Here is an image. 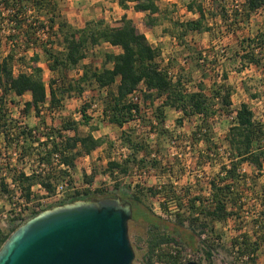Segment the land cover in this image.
I'll use <instances>...</instances> for the list:
<instances>
[{"label": "trees", "instance_id": "1", "mask_svg": "<svg viewBox=\"0 0 264 264\" xmlns=\"http://www.w3.org/2000/svg\"><path fill=\"white\" fill-rule=\"evenodd\" d=\"M131 1L134 3L135 12L146 13L143 24L147 28L155 27L160 22L159 16L164 15V11L161 12L157 5L158 0ZM204 1L189 0L185 5L186 10L197 14L198 18L187 22L172 21L171 28L164 33L172 37L175 35L174 40L182 45L183 38L189 32L211 31L207 24V15L220 17L224 22L231 17L233 20L228 27L232 28L238 27L241 22L248 24L253 17L261 16L264 12V0H243L231 11L224 5L225 0H219L220 3L215 0L216 8L206 11L203 7ZM57 2L0 0V20L3 21L7 17L6 20L14 25V32L17 34L9 36L11 42L19 37L27 46L37 44L38 30H44L46 27L52 30L57 25L63 49L53 52L43 47L48 68L53 72L76 68L86 59L87 51L91 47L107 44L120 49L119 53L104 54V68L100 71H92L83 66L76 84H69L67 87V92L76 90L82 95L85 92L83 84L94 82L97 89H108L106 99L109 104L104 108L103 114L110 124L122 128L130 121H141L142 134L120 133L121 145L128 148L130 153L120 162H109L104 173L114 180H119L120 177H128L135 167L142 176L148 172V168L154 169L158 166L156 153L151 151L148 139L152 134L162 136L167 133L168 137L170 133L160 129L164 121L161 109H155L152 122L142 116L139 104L128 102V97L134 91H141V86L145 87V92L141 91L145 107L151 108L155 99H163V107H169L181 114V118L176 120V129L183 127L184 120H196L194 130L186 143L191 146L205 145L208 151L207 161L219 167V171L210 181L211 195L206 204L199 196L191 197L189 189L182 188V194L178 195L173 186L168 188L165 185L160 189L157 186L146 188V193L140 185L136 186L134 193L129 194L105 195L100 192L103 194L100 198L117 197L122 202H129L133 211L132 220L140 219L149 227L148 250L142 264H153L155 257L159 261L166 260V264H189L181 262L180 255L171 256L161 248L168 244H184L196 253L199 242L203 247L201 249L205 259L210 262L218 247L222 246V235L216 225L229 226L230 222L231 229L236 233L230 242V255L242 264H257L259 254L264 252V185L261 184V178L264 176V120L256 119L254 111L246 103H242L235 111V118L228 132L222 138L223 144H218L214 140V129L222 117L233 112L231 106L234 91L224 83L227 80L226 72H222L223 83H214L213 88L209 90L210 95L206 93L203 83L194 85V89L190 90L191 81L185 77L183 66H174L176 60L172 56L167 57L166 61H158L162 58L161 50L148 44L146 37L126 14L121 16L119 26H109L100 20L89 22L83 28L75 30L63 21L56 22ZM117 3L124 11L129 9L126 0H117ZM2 12L7 16L3 17ZM237 46L231 57L240 63V73L249 66L264 70V32L260 31L253 37H243ZM14 59L15 56L11 53L0 63V130L7 136V128L12 126V120H6L3 99L8 93L11 92L17 97L30 95V100L24 104L21 111L23 116L34 111L38 117L41 107L46 103L50 109L55 108L58 103L55 89L52 85L47 86L43 80V69L39 66L40 56L33 53L27 61L25 57H21L20 62L26 71L18 74L13 70ZM184 61L187 62V58H184ZM201 61L204 60L200 58L199 62ZM169 73H174V79ZM115 84L116 90L111 91ZM245 91L252 100L261 98L258 88L249 89L246 85ZM86 112L87 107H83L80 122H63L60 130L46 128L47 131L43 134L46 140L41 142L38 147L40 150L36 152L40 162L37 169H32L30 174L25 172L24 168L8 170L13 175L11 182L20 194L23 210L39 199L34 191L38 185V191L46 192L47 197L52 196L62 180L69 178L72 182V172L78 157L106 145L104 138L93 136L97 127L90 125V117L86 116ZM78 125L87 127V135L80 136L76 133ZM61 130L75 134L65 137ZM35 133L23 130L20 134L28 139ZM172 136L171 134L169 139H172ZM27 151L30 154L26 155L32 156L31 152L35 150L29 151L25 146L23 154L28 153ZM141 153L143 157L138 158ZM55 155H58V162L54 164L52 159ZM61 165L67 169H62ZM115 169L117 175L113 174ZM1 170L0 166V172ZM120 182L117 181L118 184ZM115 187L118 189L117 184ZM1 188L8 191L3 179ZM147 194L163 197L164 210H168L172 204L177 207L178 212L171 215L173 222L164 220L143 206L141 196ZM196 201L200 203L198 206L195 205ZM36 215L38 214H33L31 218ZM31 218H24L25 221L21 225H15L14 219L10 218L12 227L9 233L3 235L0 232V248L18 227ZM206 231L210 234L207 235Z\"/></svg>", "mask_w": 264, "mask_h": 264}, {"label": "rangeland", "instance_id": "2", "mask_svg": "<svg viewBox=\"0 0 264 264\" xmlns=\"http://www.w3.org/2000/svg\"><path fill=\"white\" fill-rule=\"evenodd\" d=\"M57 1L58 7L56 10V22L63 21L75 30L83 28L89 22H96L100 20L106 22L109 26H119L121 10L120 8L112 6L111 0ZM217 1L219 2V0ZM241 1L242 0H225L224 5L228 8V11H231L234 6H236V4H240ZM187 2L188 0H158V6L162 12L164 11V15L159 16L160 22L154 29L151 30L150 28H146L143 24L141 25L144 17L142 18L135 15V12L133 11L130 12L131 14L129 17L131 20L135 21V24L137 23L140 28V32L143 35H147L146 40L148 44H151L152 46H155V44H157V46H161L163 55L161 59H158V61H166L167 57L172 56L176 60L175 63H173L174 66H183L182 70H184L183 73L185 74V77L189 78L191 81L189 84L190 90L194 89V85L203 83L206 93L210 95L209 90L213 88L214 83H223L221 78L222 72H226L227 80L224 83L231 87L234 91L232 96L233 112L232 116L229 115L228 117H234V112L239 104L246 103L254 111L256 119L264 120V70L258 69L254 66H249L242 69L243 71L240 73V63L231 57L238 47V42L243 37H253L260 31L264 32V12L261 16L253 17L248 24L241 22L238 27L232 28L228 27V24H230L231 20H233L231 17H229L227 22H224L220 17L213 18L210 17V15H207V24L211 28V31L194 33L189 32L183 38V44L181 45L178 41L173 39L175 35L173 37L169 34H167V36H162V28L163 26H170L172 21L182 19V21L187 22L197 18V16L192 14L188 15L184 11V7ZM204 6L207 11L209 7L216 8L217 5L216 2L211 3L210 0H206L204 1ZM213 8H209V10H213ZM1 14H3V17L7 16L4 12ZM43 17L42 20L45 21ZM6 18L3 21L0 20V63L7 55L13 53L15 56L13 61V70L15 74H18L26 71L23 63L20 62V58L25 57V61H27L33 53H37L40 56L39 66L43 69V80L47 86L52 85L53 89H55L58 103H56V107L52 109L48 108V104L47 106H42L41 113L38 117L34 111H31L28 115L23 116L21 111L24 109V104L30 100L29 95L26 94L23 97H17L10 92L3 99V112L6 120H12V126L7 128L8 136L0 130V166L2 169L0 172V232L3 235L8 234L10 228L12 227V225H10L11 222H9L10 218L15 215L19 208L22 209V203L16 199L20 194L16 192L15 187L12 185L11 181L13 175L12 173H9L8 170L15 168H18L19 170L24 168L25 172L30 174L32 169H37L40 162L36 152L40 150L38 147L42 144L41 142H44L41 140H46L43 135L44 132L47 131L46 128L60 130L63 122H80L82 108L87 107L86 116L90 117V125L96 126L99 130V132L95 133V136L106 140V145L102 148L103 150H95L92 158L87 162H83L82 159L78 157V161H76L77 169L72 173L76 183H82L83 179H85L83 172L84 163L92 169L93 175L94 171L96 172V176L102 175L101 173L103 172V169L106 168L105 160L118 157L116 148L118 145H121L120 130L116 126L111 125L103 114L104 108H106L109 104V100L106 99L108 89L101 93L100 90L97 89L96 84L90 81L83 84L85 92L82 95H79L76 90H70L67 92L68 85L72 84L73 86V84H76L75 82L79 80L83 71V66L89 67L92 71L102 70L104 68V54L109 52L115 53L114 48H110L107 44H102L93 48L91 47L87 51L85 63L82 62L74 69L56 70L53 72L48 68V61L43 52V47H46L53 52H60L63 49L60 40L61 37L58 36L57 25H55L52 30L48 27L44 30H38L36 35L38 39L37 44H30L27 46L19 37L13 42L9 40V36L11 34L17 33L14 32V25L6 20ZM34 26L35 28L37 27V25ZM163 37H166V39H162ZM159 38L162 39L160 40L161 43H157V39ZM262 55L264 56V53ZM184 58H187V62L184 61ZM200 58L204 60L202 64L199 62ZM228 58L231 59L229 60ZM107 67L111 68V66ZM51 82H53V84H51ZM246 85L249 89L254 88V90H256V88H258L261 92V98L259 100H252L245 91ZM115 90L116 84L111 88V91ZM91 105H95L96 107L93 109L91 108ZM226 117L227 116H225V118ZM194 121L196 122V120ZM195 122H191V124H194ZM229 122L230 120L228 118L224 119L222 126H219V128L225 132L227 127L231 125ZM140 127L141 126H137L135 128L140 129ZM186 127L187 131H189V128H192L190 124ZM77 128V134L80 136L87 135V127L78 125ZM23 130H31L36 133L33 134L32 137L26 139L20 134ZM186 130H180L179 133L175 132L172 136L173 138L169 139L168 147L170 146L175 149H182L185 147V150H187V148L191 149L192 146L184 143V138H182L183 135L182 137L180 135L183 134L182 132H187ZM221 130L217 128L216 135L214 137L215 142L218 144H223L222 138L224 134ZM62 134L65 137H71L74 136L75 133L70 132L67 134L62 131ZM177 136L178 138H176ZM151 144L154 146V140ZM25 146L29 149V151L30 149L35 150L31 152L32 156L26 155L30 154L28 151V153L23 154V148ZM151 151L153 152L152 149ZM190 159L191 155L186 156L182 159V162L189 161ZM152 171L153 169L148 168V173L142 175L141 179H139L140 174H134L131 172L128 176V181L132 184L140 182L145 193L146 188L163 186L164 184L158 182L155 183L156 178H154V172ZM122 178L120 177V180H122ZM1 179H3L4 183L7 185L8 191H4V189L1 188ZM261 182V184L264 185V178ZM97 186V189L104 193L112 192V185L109 186L105 182L98 181ZM170 186L171 184L167 185L168 188ZM176 188L179 189L181 187L177 186ZM124 190L127 193L129 192L125 188ZM34 191L38 194L39 199L37 201H33L26 207L25 218H31L33 214H39L56 204L54 199L50 200L48 199L49 197L44 195V191H38V188H35ZM70 193L72 192H69L67 196L68 198L71 197ZM90 194H92V192ZM102 195L103 194L101 193L94 195L91 197L90 201L102 199L100 198ZM41 200L44 201L42 204H40ZM141 200L143 206L150 212L163 218L164 220L173 222V217L169 218V216H171L169 211L167 209L164 210L162 207L163 197L160 195L153 197L152 195L147 194L145 196H141ZM171 207H174L173 204ZM173 210V214L178 212L177 207H174ZM262 220L264 222V219ZM224 227H227V230H222ZM224 227H217L218 232L222 235V246L218 247L216 253L210 260L211 262H208L205 259L204 252L201 249L203 247L200 242L198 243V251L196 253L192 249L186 248L184 244L180 245L182 249L181 254L179 253L181 262H183L182 252L184 254L186 250H190L194 257L185 263L242 264L237 261L234 256H231L229 252L231 239L234 238L236 234L231 229V222L229 223V226ZM206 233L207 235L210 234L209 231H206ZM149 236V227L142 222V220L131 219L129 221L128 237L134 252L133 264H142L148 250ZM153 264H166V260L159 261L155 257L153 259ZM257 264H264V252L259 254Z\"/></svg>", "mask_w": 264, "mask_h": 264}, {"label": "water", "instance_id": "3", "mask_svg": "<svg viewBox=\"0 0 264 264\" xmlns=\"http://www.w3.org/2000/svg\"><path fill=\"white\" fill-rule=\"evenodd\" d=\"M132 216L131 204L117 197L43 211L10 235L0 264H133Z\"/></svg>", "mask_w": 264, "mask_h": 264}, {"label": "crops", "instance_id": "4", "mask_svg": "<svg viewBox=\"0 0 264 264\" xmlns=\"http://www.w3.org/2000/svg\"><path fill=\"white\" fill-rule=\"evenodd\" d=\"M126 1H127V5H128L129 9L124 11L118 6L117 0H111L112 6H115L116 8H120L121 16L123 14H126L128 16V18L131 19L129 17L130 14H131L130 12H132V11L135 12L134 9H133L134 3L131 0H126ZM210 2L211 3H215V0H210ZM157 5H158V3H157ZM211 6H212V4H211ZM203 7L205 9L204 2H203ZM209 8L212 9L213 7H209ZM209 8L207 10H209ZM159 9H160V7H159ZM160 11H161V9H160ZM184 11L188 15L192 14V15L197 16V18H198L197 14L187 11L186 7H184ZM135 15H138V16H140L142 18L144 17V19L142 20V23H141V25H142L144 23L145 18H146V13H137V12H135ZM132 21L135 24V21L134 20H132ZM178 21L186 22V21H182V19L178 20ZM191 21H194V20H191ZM135 25L140 31V28L137 25V23ZM155 27L150 28V30L154 29ZM169 27L171 28V25L170 26H163V28H162V36H167V33H164V31L167 30V29H170ZM144 35H145V37H147L146 34H144ZM162 39H166V37H163ZM162 39L161 38L157 39V41H158L157 43H161L160 40H162ZM149 45H151V44H149ZM151 47L159 48L161 50V46H157V44H155V46L151 45ZM114 52L115 53H119L120 49L119 48H114ZM162 55H163V53H162ZM85 61H86V59L83 60V63H85ZM104 90H106V89H102V90H100V92L103 93ZM141 91L145 92V87L144 86H141ZM27 95H29V94H27ZM162 101H163V99H155L154 102H153V106L151 108L145 107L143 100L139 104V109H140V113L142 114V116L143 117L146 116V118L151 120L152 122H154V115L153 114L155 112V109L156 108L161 109V111L163 113L164 121H163L160 129H162V130L165 129V130L169 131V133H170L168 135V137L166 136V134H167L166 133V134H164L162 136L161 135L160 136L159 135H157V136L156 135H151L149 137V139H148V144H150L149 145L150 148L156 153L157 157H156L155 160L158 161V166L155 167L153 169V171H152V172H154L153 173L154 178H156L155 183L158 182V183L164 184L165 186H167L168 184L169 185L171 184V186H173V187L175 185H177V186H180L183 189H189V191L192 194L191 197L199 196V197L202 198V200L206 204V202L209 200L210 195H211L210 181H211L212 177L219 171L218 170L219 167L216 164H211V163H209V161H207L208 159H207L206 155L208 154V151L206 150V146L203 145V144L202 145L200 144L199 146H192L191 149L187 148V150H185L186 149L185 147L182 148L183 150L181 148L175 149V148H171L170 146L168 147L169 136L171 134L172 135L175 134V133H172V132H178L179 133L180 130L184 131L187 128L186 126L188 124H190L192 128H189V131L186 130L187 132H185V133L182 132L183 134H180L181 137L183 135L182 138H184V143L188 142L189 139H190V136H191V134H192V132L194 130V127H195L196 123L191 124V120H184L183 121V127H180L178 129H176V127H175L176 126V120L181 118V114L179 112L175 111L174 109L169 108V107H163L162 106ZM240 105L241 104H239V106ZM44 106H47V103ZM239 106L237 107L236 111L239 109ZM232 109H233V105L231 106V110ZM235 113L236 112H234V115H235ZM230 115L232 116V114H230ZM227 118L230 120L229 124H231V122H233V119L235 118V116L234 117H228L227 116L226 118L222 117L219 120V124L214 129L215 135H216L217 128L219 130H221L219 128V126H222L223 120L227 119ZM104 123H105V121H104ZM141 125L142 124H141L140 120H137V121L134 120V121H130L128 123H125L122 128H119L117 126L116 127L120 130V133L121 132H127V133L128 132H134L135 134H137V135L139 134L140 135V134L143 133ZM113 126H115V125H113ZM137 126L138 127L141 126L140 129L135 128ZM229 127H230V125L227 127V130H225V132L221 130V132H223L224 136L228 132ZM96 132H99V130L97 129ZM96 132L93 133L94 137H96L95 136ZM96 138H101V137H96ZM153 140H154V146L151 144V142ZM155 140H156V142H155ZM186 144H188V143H186ZM99 150H103V149L101 148ZM93 153H94V151L90 152L89 154H84L80 158L82 159L83 162H87L89 159L92 158ZM189 155H191V159L189 161H183L182 162V159L184 157H186V156H189ZM141 157H143L142 153L140 155H138V158H141ZM76 161H78V160H76ZM105 161H106L105 163H106V168H107L108 163L112 162V161H111V159H109V160L106 159ZM83 167H84L83 172H84V175H85L84 176L85 179H83L82 183H79V182L76 183L75 179L73 178L74 175L72 176L73 181L75 183L76 190H75V192L70 193L71 194L70 199L68 201H66V202L56 203L55 205H52L51 207L47 208L44 211L53 209L55 207L61 206V205L66 204V203L69 204V203H73V202H77V201L90 200L92 196H94L96 193H100V192L105 194V195L106 194L107 195H109V194H119V193L129 194V193L125 192V190H124V188L128 190L129 186L132 185V183L130 181H128L129 177H125L124 176L122 178V180H120V179L119 180H114L112 177H110V175H106L104 173V170H106V168L103 169V172L101 173L102 175H99V176L97 175L96 176V172L94 171V175H93L92 169L90 167H88L85 163H84ZM76 169H77V164L75 162V168H74L73 172ZM116 173H117V170L115 169L113 171V174L117 175ZM197 173H200V174H197ZM200 175H201V177H200ZM263 178H264V176L261 178V180ZM98 181L105 182L109 186L112 185L111 186V188H112L111 191L112 192L111 193H106V192L104 193L101 190H98L97 189ZM117 181H121V182L118 184ZM116 184L118 186L117 187L118 189H116V187H115ZM91 192H92V194H90ZM199 204H200L199 201L195 202L196 206H198ZM216 227H219V225H216ZM222 230H224V231L227 230V227H224ZM229 232H231V231H229Z\"/></svg>", "mask_w": 264, "mask_h": 264}, {"label": "built area", "instance_id": "5", "mask_svg": "<svg viewBox=\"0 0 264 264\" xmlns=\"http://www.w3.org/2000/svg\"><path fill=\"white\" fill-rule=\"evenodd\" d=\"M203 61H201L200 63H202ZM170 77H173L174 79V73H169ZM144 92V91H143ZM142 92L141 91H134L129 97H128V102H132V103H137V104H140L141 101H142ZM96 106L95 105H91V108H95ZM139 119H136L135 121H137ZM67 134H69L70 132H66ZM41 141H45V140H41ZM174 143V141H173ZM116 152L118 153V157H115V158H111V161H116V162H120L121 159L123 157H125L127 154L130 153V150H128V148L124 147V146H121V145H118V147L116 148ZM121 153V154H120ZM57 157L58 155H55L52 159V161L55 163L58 162L57 160ZM42 166H45V165H42ZM62 169H67V167H65L64 165H61ZM69 170V169H68ZM132 172L134 174L138 173V169L135 167L132 169ZM148 173V172H147ZM146 173V174H147ZM117 174V173H116ZM139 174V173H138ZM143 175H145V173H143ZM139 177V176H138ZM201 177V175H200ZM199 177V178H200ZM73 179V178H72ZM141 179V176L140 178ZM141 181V180H140ZM137 185H140L142 186V184L140 182H137V183H133L130 188L128 189V193H134L136 191V186ZM174 190H175V193L178 194V195H181L182 194V188H176L177 185L174 186ZM37 188L39 189V185L37 186ZM90 189V188H89ZM158 189H160V187H158ZM76 188H75V183L74 181L72 180V182L69 180V178H66L64 180H62L57 186H56V189H55V192L52 196H49L48 199H54L56 201V203H62V202H66L70 199V197L68 198V194L69 192H75ZM44 195L47 196V193L44 192ZM20 203H22V201L20 200L19 196L16 198ZM44 201H40V204H42ZM29 206V205H27ZM175 207V206H174ZM174 207H170L168 210H169V213L172 215L174 213ZM25 214H26V210H23L21 208H19L15 215L12 216L11 218L14 219V224L15 225H21L24 221H25ZM168 215V214H167ZM169 218H172L171 216H169ZM204 237V236H203ZM162 251L166 252L167 254L171 255V256H177V255H180L181 254V247L180 246H176L174 244H168V245H163L162 246ZM180 253V254H179ZM182 255H183V258H182V261L185 263L186 261H190L194 255L193 253L190 251V250H186V252H182Z\"/></svg>", "mask_w": 264, "mask_h": 264}]
</instances>
